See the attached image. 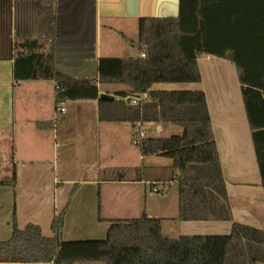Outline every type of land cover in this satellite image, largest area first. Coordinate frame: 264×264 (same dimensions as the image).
<instances>
[{
  "label": "trees",
  "instance_id": "1",
  "mask_svg": "<svg viewBox=\"0 0 264 264\" xmlns=\"http://www.w3.org/2000/svg\"><path fill=\"white\" fill-rule=\"evenodd\" d=\"M138 47L139 56L100 58L96 77L77 78L55 69L53 52L42 51L37 40L25 41L19 44L14 78L53 80L57 103L97 99L101 121L131 124L133 144L142 156L173 160L177 220L229 221L231 232L169 238L163 220L144 213L109 220L105 239L66 241L69 199L52 221V236L35 223L21 228L14 218L11 238L0 240V264H264V230L233 219L205 92L154 89L200 83V55L233 62L264 188V0H179L176 16L139 18ZM99 84H123L131 91L120 93V100L102 97ZM142 95L147 98L137 105L126 100ZM147 123H172L183 132L140 137Z\"/></svg>",
  "mask_w": 264,
  "mask_h": 264
},
{
  "label": "crops",
  "instance_id": "2",
  "mask_svg": "<svg viewBox=\"0 0 264 264\" xmlns=\"http://www.w3.org/2000/svg\"><path fill=\"white\" fill-rule=\"evenodd\" d=\"M178 10L179 0H0V240L11 238L14 218L21 228L35 223L42 227L44 235L52 236V221L69 199L63 226L66 241L102 238L111 225L109 220L136 218L144 213L161 218L163 234L169 238L231 232L229 221L177 220L178 192L175 196L165 194L171 184H177L178 191L171 163L165 168L172 177L144 179L141 168L159 172L162 166L140 154L133 144V134L130 143V134L118 126L124 122L100 120L97 99L68 101L77 103L79 112L84 109L83 103H91L92 115L96 109L97 116L91 121L93 128L103 133L106 148L108 143L127 158L120 165L122 171L99 181L76 182L71 178L59 179L44 161L33 159L47 154V133H54L51 128L56 116L67 110L58 111L65 107L63 102L57 103L53 80H15L13 67L19 44L37 40L42 51L53 52L55 69L77 78L95 77L99 59L107 57L101 50L102 34L104 29H115L113 21L132 19L138 25L141 17L176 16ZM198 64L200 83H175L167 90L205 92L233 219L247 223L243 209L252 210L258 217L262 213L264 218V188L237 69L233 62L212 55H200ZM164 88L161 84L154 86L155 90ZM130 91L123 84H99L101 95ZM155 124L156 133L152 123L143 125L141 131L146 137L160 134L172 123ZM16 156L21 159L16 161ZM129 168L138 174L129 175ZM18 186L26 187L20 205ZM112 203L116 208L119 204V211L125 209L118 214H129L128 217L113 213L116 208ZM170 219L177 224L170 225ZM213 227L223 231L204 234L212 232Z\"/></svg>",
  "mask_w": 264,
  "mask_h": 264
},
{
  "label": "rangeland",
  "instance_id": "3",
  "mask_svg": "<svg viewBox=\"0 0 264 264\" xmlns=\"http://www.w3.org/2000/svg\"><path fill=\"white\" fill-rule=\"evenodd\" d=\"M115 24V29L108 30L104 29V33L101 38V50L103 55H107V57H137L140 55V50L138 47V38H139V22L138 25L132 19H123L120 18L118 20L113 21ZM138 26V28H136ZM118 29V30H116ZM138 29V32L137 30ZM126 37L135 40L137 42L132 43L130 40H127ZM164 86V89H171L172 86H175V83H165L161 84ZM113 96L120 100L121 96L119 94H113ZM84 109L82 112H79V106L77 103L73 101H64L61 103L67 110L66 113H59L56 116L55 122H53L54 127L51 128L54 130V133H47V154L45 156H37L33 159L36 161H44L46 166L52 170V174L57 173L59 179L71 178L76 182H81L84 179H95V180H103L107 177H113L119 171H122L121 163L126 161V157L122 155L121 152L116 151L115 147H110L107 143V148L104 145L103 141V133L95 132L93 128V124L91 121L96 118V109L94 110V114L91 112V103L87 105L83 103ZM79 109V110H78ZM118 126L120 128H124L127 132L126 134H130V143L131 137L133 134V128L129 123H119ZM155 130V123H152ZM183 132V128L180 125L169 124L160 134L152 135L156 137H169L175 134H181ZM153 133V132H152ZM149 135V134H147ZM135 146V145H134ZM115 148V149H113ZM135 150V149H134ZM117 152V153H116ZM41 157V158H40ZM147 161L155 160L158 165L162 166L161 171H149L146 167L141 168L142 177L144 179L152 180V179H164L166 177H172L170 171H167L166 167H169L170 163L172 165V159L164 156L158 155H150L145 157ZM21 158L16 156V161H19ZM141 163V162H140ZM129 168V175L138 174L134 169ZM166 170V171H165ZM110 174V176L108 175ZM26 187H16L17 191L21 190V196L19 198V205L21 198L24 197L23 192ZM68 188V187H66ZM177 184H171L168 186V189L165 191V194L169 193V196H172L177 193ZM20 195V193H19ZM19 197V196H18ZM156 198V197H155ZM113 208H116L115 204H110ZM116 208L113 213L122 212L124 213L125 209H121L119 211ZM19 208V211L22 212L24 208ZM238 208H236L237 212ZM243 215L245 217V221L252 225L253 227L264 229V218L262 217V213L260 216H256V213L252 210L243 209ZM118 214L123 215L124 217H128L129 214ZM238 213V212H237ZM151 216V215H149ZM170 225L177 224L175 221L171 219L168 221ZM48 230V229H47ZM47 230H45L47 232ZM212 232H207L204 234H218L221 233L219 231L221 228H214L211 230ZM50 233V231H49ZM179 235V234H178ZM107 235L102 238H95L94 240L105 239Z\"/></svg>",
  "mask_w": 264,
  "mask_h": 264
},
{
  "label": "built area",
  "instance_id": "4",
  "mask_svg": "<svg viewBox=\"0 0 264 264\" xmlns=\"http://www.w3.org/2000/svg\"><path fill=\"white\" fill-rule=\"evenodd\" d=\"M141 56L145 57L146 55H145V53H142ZM146 98H147V95L131 96V97L126 98V100H129L132 104L137 105V104H140L141 102H143ZM58 111L59 112H65V108L59 107ZM139 134H140V137H144L145 136V132L144 131H140ZM154 190L158 191L159 189L155 188Z\"/></svg>",
  "mask_w": 264,
  "mask_h": 264
},
{
  "label": "water",
  "instance_id": "5",
  "mask_svg": "<svg viewBox=\"0 0 264 264\" xmlns=\"http://www.w3.org/2000/svg\"><path fill=\"white\" fill-rule=\"evenodd\" d=\"M98 66H99V65H98ZM97 75H98V73H97ZM97 75H96V76H97ZM96 76H95V77H96ZM89 78H92V77H89ZM104 95H105V94H103V95H101V96L103 97Z\"/></svg>",
  "mask_w": 264,
  "mask_h": 264
}]
</instances>
